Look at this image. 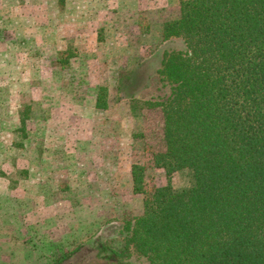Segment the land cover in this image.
<instances>
[{"label": "rangeland", "instance_id": "obj_1", "mask_svg": "<svg viewBox=\"0 0 264 264\" xmlns=\"http://www.w3.org/2000/svg\"><path fill=\"white\" fill-rule=\"evenodd\" d=\"M179 16L180 0H0V264H149L116 251L144 212L134 165L148 191L190 184L154 163L164 122L147 105L186 49L162 39Z\"/></svg>", "mask_w": 264, "mask_h": 264}, {"label": "trees", "instance_id": "obj_2", "mask_svg": "<svg viewBox=\"0 0 264 264\" xmlns=\"http://www.w3.org/2000/svg\"><path fill=\"white\" fill-rule=\"evenodd\" d=\"M172 38L186 49L165 54L158 72L169 96L147 102L164 122L165 149L153 159L169 179L188 172L190 184L148 191L147 168L134 165L144 212L127 223L116 256L264 264V0H180V16L162 30Z\"/></svg>", "mask_w": 264, "mask_h": 264}, {"label": "crops", "instance_id": "obj_3", "mask_svg": "<svg viewBox=\"0 0 264 264\" xmlns=\"http://www.w3.org/2000/svg\"><path fill=\"white\" fill-rule=\"evenodd\" d=\"M24 254H22V256H21V258L22 259H24V256H23ZM50 255V254H49ZM12 257V259H13V257H15V260H16V262L17 261H19V259H20V256H18V255H15V256H11ZM48 257V256H47ZM50 258H51V256H50ZM32 259V257L31 256H29V254H26V260H25V263L26 264H29V263H27V261L28 260H31Z\"/></svg>", "mask_w": 264, "mask_h": 264}]
</instances>
